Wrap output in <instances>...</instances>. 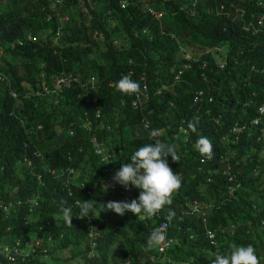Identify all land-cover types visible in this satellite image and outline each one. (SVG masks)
I'll list each match as a JSON object with an SVG mask.
<instances>
[{
    "label": "trees",
    "instance_id": "16d2710c",
    "mask_svg": "<svg viewBox=\"0 0 264 264\" xmlns=\"http://www.w3.org/2000/svg\"><path fill=\"white\" fill-rule=\"evenodd\" d=\"M120 1L0 0V73L9 74V90H16L22 98L21 106H13L0 80V258L15 257L0 264H41L42 254L56 257L58 264H89L92 259L79 263L77 251L64 254L60 248L82 240V251L95 250L104 259L140 253L131 254L134 264H161L144 254L150 231L138 224L148 220H137L126 212L115 222L113 234L102 224L89 225L86 219H79L80 208L75 202L87 198L83 190L75 188V176H67L68 169L83 173V182L95 191L87 197H94L114 184L121 158L139 148L143 117L155 123L165 120L169 130L177 119L188 123L197 118L196 127L206 131L204 110L210 103L193 100L192 88L209 83L217 91L216 104L227 108V115L252 91H264V75L249 71V60L264 67V20L258 23L255 17L252 23L241 17L238 0H209L206 6L210 8L224 5L227 15L223 16L215 10L195 9L193 0ZM97 2L102 6L100 12L94 9ZM149 7L163 15L157 16ZM255 27L259 36L253 46ZM37 32L41 36L30 39ZM225 42L230 43L229 56L225 69H220L216 64L222 56L218 48ZM184 53L197 62L172 89L165 88L166 69ZM14 59L19 63L13 64ZM202 62L205 66L199 69ZM128 69L141 85L138 96L122 95L106 85L119 80V73ZM62 70L97 79L93 95L100 115L94 119L92 106H87L92 124L88 130H76L74 136H69L67 125L71 120L84 121L75 108L84 101L80 92L75 88L56 95L36 92L40 79L52 87L55 75ZM142 70L147 72L145 89L139 80ZM89 136H101L102 144L111 146L115 155L94 154L93 145L85 142ZM34 150L39 156H34ZM230 155L231 179L212 174L206 183V174H198L193 186H204L198 197L208 195L215 211L213 220L226 215L237 225L235 230L264 227V208L253 209L248 194L249 186L259 189L264 184L263 159L244 161L234 151ZM103 166L111 169L106 171ZM186 168L195 171L193 166ZM182 170L185 181L191 182L185 168ZM227 183L235 184L229 192L222 188ZM62 200L72 208L73 227L62 219Z\"/></svg>",
    "mask_w": 264,
    "mask_h": 264
},
{
    "label": "clouds",
    "instance_id": "9594fccd",
    "mask_svg": "<svg viewBox=\"0 0 264 264\" xmlns=\"http://www.w3.org/2000/svg\"><path fill=\"white\" fill-rule=\"evenodd\" d=\"M120 4H127V0L120 1ZM192 4H196L194 0ZM238 6L240 16L247 21L253 23L255 17L258 18V23L264 20L257 14L255 0H238ZM194 8L196 9L197 5ZM219 8H224V5L221 4L216 9ZM149 10L157 16L163 15L162 11H153L150 7ZM193 10H190L191 14L194 13ZM244 27L248 29L247 26ZM258 29L255 27L254 33H251L253 46L256 45L255 38L259 36ZM30 36V39L36 37ZM218 49L222 56L218 57L216 64L220 69H225L230 43L225 42ZM193 62H197V59L186 53L181 58L176 57L165 71L164 78L168 80V84H164V87L172 89L192 68ZM12 63L19 61L14 59ZM205 63L198 64V68L202 69ZM249 63L250 72L264 75V67L251 60ZM133 75L132 69L122 71L119 73V80L107 82L106 85L114 87L122 95L138 96L141 93V85L132 79ZM8 76L9 74L0 73V80H3L8 95L13 99L12 105L21 106L22 98L18 92L9 90ZM146 77L147 72L142 70L139 80L142 81L144 89L148 87ZM205 79L207 80L206 75ZM37 86L40 89L36 92L43 96L56 95L67 91L68 88H75L82 95L80 99H84L83 103H79L75 108L82 112L84 121H69V136H74L78 129L90 128L92 123L88 117L87 106H92L94 119L100 115L97 96L93 95V91L97 89V79L94 75L79 76L72 71L62 70L55 75L52 87L43 79H40ZM156 92L159 93V90ZM190 92L193 100L198 98L201 102L210 103L204 110L208 119L207 130L196 127L197 118L188 123L184 118L177 119L174 128L169 130L165 120L155 123L143 117L140 120L143 130L141 129L142 141L139 148L121 158L120 169L113 177V185L106 186L103 191L96 193L95 200L75 202L80 208L79 219H86L89 225L102 224L105 231L113 234L115 222L122 220L120 216L126 212L132 213L137 220H148L138 224V227L150 231L144 254H148L150 257L147 258L151 261L161 264H264V227L248 226L235 230L237 225L229 221L226 215L213 220L215 211H212L208 195L198 197L204 189L203 183L193 186L198 174H206V183L211 181L212 174L231 179L229 167L232 165V151L238 153L244 161L261 157V163L264 164V91H252L245 100L237 101V107L228 115L227 108L216 104L217 91L210 88L209 83H201ZM101 138L89 136L85 142L93 145L94 154H102L105 158L114 156L113 148L104 146ZM26 144L27 142H24V146ZM33 154L39 156L36 150ZM187 166L195 167V171L188 170ZM103 167L106 171L111 169L109 166ZM183 168L191 182L185 181ZM70 174L77 179L75 188L83 190L86 198L95 193L91 184L83 182V173L69 168V178ZM234 186L235 184L227 183L222 188L229 192ZM123 187L128 191L125 192ZM248 194H251L253 209L264 208V184L259 189L249 186ZM66 205L67 201L62 200V219L67 226L73 227L72 208ZM131 254L127 258L116 255L104 259L103 254L87 250L85 254H78V257L81 262L92 259L89 264H134ZM42 255L44 259L41 264H50V259L58 262L51 254ZM5 260L6 257L0 258V261Z\"/></svg>",
    "mask_w": 264,
    "mask_h": 264
},
{
    "label": "rangeland",
    "instance_id": "374dc122",
    "mask_svg": "<svg viewBox=\"0 0 264 264\" xmlns=\"http://www.w3.org/2000/svg\"><path fill=\"white\" fill-rule=\"evenodd\" d=\"M194 1L197 5L198 9H204V11H206V12H210L211 10H213L209 6H206L209 3V0H194ZM101 7H102L101 4L99 2H97L94 9L97 12H100ZM255 8L257 10L258 16L261 19H263L264 18V0H255ZM226 11H227V9L219 8V9H216L214 12L220 16H223V15H227ZM74 22H77L76 17L74 19ZM35 35H36V37L41 36V34L39 32H37ZM87 73H89V72H87ZM29 88L32 89V87H29ZM28 96H31V95H28ZM65 227H66V225H65ZM60 248L62 249L64 254H72L73 250L77 251V254H85L86 253V251H82V249L84 248V240H82L79 244L72 245V247L70 246L69 248H66V247L61 245ZM77 260L79 261V263H81L80 259H77ZM49 262H50V264H58V262L56 260H53V259H50Z\"/></svg>",
    "mask_w": 264,
    "mask_h": 264
},
{
    "label": "built area",
    "instance_id": "2783aa9c",
    "mask_svg": "<svg viewBox=\"0 0 264 264\" xmlns=\"http://www.w3.org/2000/svg\"><path fill=\"white\" fill-rule=\"evenodd\" d=\"M6 260H15L14 256H6Z\"/></svg>",
    "mask_w": 264,
    "mask_h": 264
},
{
    "label": "crops",
    "instance_id": "0c3cea01",
    "mask_svg": "<svg viewBox=\"0 0 264 264\" xmlns=\"http://www.w3.org/2000/svg\"><path fill=\"white\" fill-rule=\"evenodd\" d=\"M87 200H95V198L94 197H91V198H87Z\"/></svg>",
    "mask_w": 264,
    "mask_h": 264
}]
</instances>
